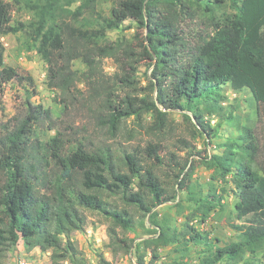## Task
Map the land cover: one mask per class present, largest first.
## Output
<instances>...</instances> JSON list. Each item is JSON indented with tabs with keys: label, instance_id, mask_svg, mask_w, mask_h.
<instances>
[{
	"label": "trees",
	"instance_id": "16d2710c",
	"mask_svg": "<svg viewBox=\"0 0 264 264\" xmlns=\"http://www.w3.org/2000/svg\"><path fill=\"white\" fill-rule=\"evenodd\" d=\"M95 1L84 0L83 6L91 9ZM73 2L0 0V35L30 33L34 50L47 65L49 88L71 94L79 78L71 69L74 60L87 67L86 78L93 90L100 84L97 75L103 59L114 60L124 72L121 83L132 86L138 65L147 62L152 76L148 86L155 97L143 109L153 116L155 126H165L167 111L187 112L190 115L184 117L194 122L198 136L208 139L207 145L217 131L206 121V114L220 115L223 111L219 103L225 86L229 85L235 93L248 91L256 103L264 106V0H124L120 11L112 9V18L98 16L100 22L95 27L91 23L77 27L66 20L69 15L76 16L69 9ZM225 3L235 12L219 20L211 19V33L195 45L189 44L179 30L181 19L194 16L199 9L212 16L214 9ZM13 9L29 11L35 20L11 25ZM127 19L144 30L138 50L129 40L110 41L106 37L107 30L118 28ZM3 56L0 44V96L11 81L33 84L30 77H22L15 69L4 66ZM103 95L101 106L108 110L105 117L109 129L115 130L122 117H141L130 96L116 105L111 94ZM46 120L49 111L28 101L19 125L3 137L0 135V174L5 178L0 185V251L22 239L27 249L51 250L52 264H59L60 260L87 264L76 257L77 251L68 238L70 232L81 231L83 226L75 205L96 211L129 231L134 226L130 212L109 207L99 193L118 195L125 206L152 215L155 208L177 199V192L170 193L156 174L158 167L169 164L177 172V190L186 194L192 211L182 230L156 224L155 237L143 242L144 248L152 249L151 259L145 263V256L139 255L138 264H155L159 260L156 249L170 244L179 246L182 252L201 247L199 264H240L246 254L255 255L263 247L264 177L253 166L257 146L248 127H239L238 141L221 145L220 154L201 159V164L212 172L205 192L198 182L191 181L192 161L181 164L172 154L166 163L159 155L158 144H148L142 150L151 162L143 166L137 153H125L121 163H116L110 150L89 152L82 144L64 154V141L56 134L45 144V151L61 176L52 184L47 182L54 194L50 200L37 195L31 179V171L36 173V168L26 158L35 126ZM119 164L126 173L120 172ZM76 175L80 176L82 189L76 187ZM226 184L232 186L230 192L237 198V218L247 220V225L234 227L240 232L237 242L216 247L214 240L190 223L195 219L205 223L211 213L223 209ZM61 236L65 237V244ZM109 238L113 246L129 253L131 241L119 238L114 229L109 230ZM97 259L98 264H108L102 255Z\"/></svg>",
	"mask_w": 264,
	"mask_h": 264
},
{
	"label": "rangeland",
	"instance_id": "374dc122",
	"mask_svg": "<svg viewBox=\"0 0 264 264\" xmlns=\"http://www.w3.org/2000/svg\"><path fill=\"white\" fill-rule=\"evenodd\" d=\"M2 1L11 3L12 0ZM123 1L96 0L90 9L83 6L84 0H74L69 9L76 16L69 15L66 20L77 27L88 23L95 27L96 23L100 22L98 16L112 18V9L120 11ZM234 12L229 3L214 9L212 16L199 9L194 16L181 19L180 33L189 44L195 45L211 33L213 22L211 19L219 20ZM33 20H35L33 13L13 9L10 24L29 23ZM143 34L144 30L137 28L136 22L131 19L119 23L118 28L106 31V37L110 41L126 39L132 42L133 48L138 47ZM0 44L4 49V66L15 69L22 77H30L33 81L32 85L25 81H11L4 86L0 96V135L3 137L6 132H12L19 125L25 117L28 101L49 111V120L35 126V136L30 142L32 147L29 145L31 148L27 150L26 157L36 168V173L31 171V179L38 196H46L52 200L54 197L51 191L52 181L61 178L60 171L45 151V144L56 134H60L64 141V154L82 144L89 152L110 150L116 163H121L125 153H137L143 166L150 165L151 162L142 150L148 144H158L161 147L159 155L166 163L172 154L181 164L192 161L191 181L198 182L205 192L212 172L201 164V159L212 154H220L221 145L237 142L240 135L239 127L244 126L250 129L257 146L253 166L264 177V106L256 103L248 91L235 93L229 85L223 88L220 94L222 100L219 103L223 111L220 115L206 114V121L217 131L215 138L207 145L208 139L204 135L198 136L194 122L184 117L190 115L187 112L167 111L165 126L162 129L155 126L153 116L143 109L149 105L151 97H155V92L152 94L148 86L152 76L151 69L147 68V62L141 61L138 65L132 86L121 83L120 77L124 72L119 70L114 60L103 59L97 75L100 84H96L93 90V85H89L86 78L87 67L80 60H74L71 69L77 72L79 78L75 81V88L71 89V94H64L58 89L49 88L47 65L34 50L30 33L9 34L3 37L0 35ZM126 71L132 73L129 69ZM92 80L95 81L96 78ZM103 93L111 94L110 99L116 105L121 104L125 96H130L131 102L141 111V117L136 118L134 115L122 117L115 130L109 129L105 117L108 110L101 106L105 98ZM197 153L200 155L197 156ZM169 165L158 167L156 174L170 193L177 192V199L155 208L152 215L139 212L134 206H125L118 195L99 193L109 207L126 208L130 212L134 226L129 231L115 226L107 217L96 211L75 205L74 209L83 218L82 230L72 231L68 237L77 251L76 257L84 259L87 264H98V255H102L108 264H138V257L143 254L147 263L151 259L152 249L144 248L143 242L155 237L156 224L182 230L192 208L186 194L177 190L175 179L177 172L173 170L171 164ZM119 170L121 173L127 172L122 164H119ZM75 178L77 189H82L80 176L76 175ZM4 180V176L0 174V185ZM224 188L227 192L223 209L211 213L205 223L198 219L190 223L209 239L214 240L216 247L237 242L240 232L234 227L247 225L245 222L247 220L237 218L235 211L237 198L230 192L232 186L226 184ZM110 229H114L119 238L131 241L129 253L125 254L119 247L111 244ZM60 239L63 244L66 243L64 236ZM179 249V246L174 244L157 248L159 260L155 264H199L201 247H190L185 252ZM51 254V250L42 252L38 248L27 249L21 239L15 245L6 246L0 251V264H20L21 261L27 264H52ZM263 254L264 245L255 255L246 254L240 264H264ZM67 261L60 260L58 263L70 264Z\"/></svg>",
	"mask_w": 264,
	"mask_h": 264
},
{
	"label": "built area",
	"instance_id": "2783aa9c",
	"mask_svg": "<svg viewBox=\"0 0 264 264\" xmlns=\"http://www.w3.org/2000/svg\"><path fill=\"white\" fill-rule=\"evenodd\" d=\"M195 228L197 229V227L195 226ZM20 264H27L26 262L24 261H21Z\"/></svg>",
	"mask_w": 264,
	"mask_h": 264
}]
</instances>
